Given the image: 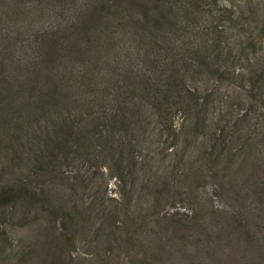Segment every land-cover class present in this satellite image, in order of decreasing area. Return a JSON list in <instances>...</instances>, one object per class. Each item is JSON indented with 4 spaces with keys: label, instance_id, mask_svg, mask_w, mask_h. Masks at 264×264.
<instances>
[{
    "label": "trees",
    "instance_id": "trees-1",
    "mask_svg": "<svg viewBox=\"0 0 264 264\" xmlns=\"http://www.w3.org/2000/svg\"><path fill=\"white\" fill-rule=\"evenodd\" d=\"M260 8L264 0H0V203L40 209L48 218L47 226L29 222L30 240L11 236L0 222V264H171L164 261L170 244L198 264H264ZM230 31L239 35L235 44L223 37ZM123 51L142 58L140 72L122 68ZM214 103L217 122L207 124ZM144 106L156 116L153 131ZM184 126L189 144L211 133L202 140L200 165L186 159L200 142L178 154ZM142 131H149L150 147L175 156L173 176L185 175L184 165L217 179L223 201L217 217L188 213L182 222L167 221L159 234L165 239L155 236L152 249L138 233L130 198L115 213L94 205L87 214L98 210L103 217L91 226L95 247L111 249L90 259L74 256L88 221L56 179L68 182L64 167L79 158L107 163L119 179L134 183L138 146L146 143ZM158 182L145 184L156 194ZM76 187L71 184V195ZM72 223L81 229L73 231ZM195 239L200 251L191 247ZM115 241L124 248L120 261L110 257Z\"/></svg>",
    "mask_w": 264,
    "mask_h": 264
},
{
    "label": "rangeland",
    "instance_id": "rangeland-1",
    "mask_svg": "<svg viewBox=\"0 0 264 264\" xmlns=\"http://www.w3.org/2000/svg\"><path fill=\"white\" fill-rule=\"evenodd\" d=\"M261 11L256 12L259 16L257 17L258 21H261L264 16V8H260ZM255 34V32H254ZM258 34V33H257ZM261 36L263 35L260 33ZM226 41L234 43L238 42L239 35L237 36L233 31L223 35ZM107 52H105L106 55ZM109 58L114 59L115 52L109 51ZM111 53V54H110ZM93 59H101L100 56L96 53H93ZM121 56L123 61L121 60ZM119 61L123 62L122 68L127 72L136 74L141 70V60L142 58L138 55L129 54L128 51L121 54ZM104 76V75H103ZM201 85L206 86L208 82L202 81ZM83 96L88 95L91 98L93 96L88 92L83 91L81 93ZM105 95V94H104ZM111 103L109 106H115L114 99L110 97ZM219 107V106H218ZM207 110H209L207 119V124H216L217 122V103L209 105ZM145 111V116L149 117L147 120L149 125L147 130L153 131L154 125L156 123V116H154V111L150 107L144 106L143 112ZM186 115V111L181 109L175 120L176 124L180 127L183 122V118ZM224 113L220 114L218 119L223 117ZM184 130L178 132L180 136V144L178 146V154L185 152V150L190 149L194 144L200 142V146H196L192 151L191 156H187L186 159H190L188 162H193V160L198 162L200 165V151L202 149V140H208L211 136V133H204L203 135L199 134L197 142L189 144L188 141L191 137V132H187L189 127L184 126ZM186 130V133L183 132ZM208 130H211L210 127ZM149 131L147 133L141 132L145 137H149ZM212 131V130H211ZM183 132V133H182ZM157 134V132L155 133ZM151 139H154L155 142L157 138L155 135H151ZM141 138L140 141L146 140V143L140 144L138 159L139 175L136 176L134 183L130 181H122L117 177L112 167L107 163L98 162V164L91 163V160L85 159H76L71 165L64 167L65 176L69 179L67 182H62L59 179H56L55 183L59 184V187H63L64 190L69 188L67 192V199L74 202V210L78 215L88 221V229L80 233V238L82 243L79 244L78 250L73 251L74 256H84L89 255L93 258L96 256V253L100 252L99 248L95 247L98 243L94 238V235L91 233V226L99 225L101 222V215L98 210H95L93 214L89 215L87 212L99 208V204H102L109 212H117L114 208L121 207V203L124 199L130 198L132 200V207L137 210L138 214H135L137 222L139 223V235L148 238L149 245L152 249H155L157 246L155 236L162 237L159 235L162 231L161 228L165 227L167 221L182 222V219H186L189 213L192 217V214L202 213L206 218L215 219L217 217V206L222 205L223 201L219 197V192L217 189V179L211 176L209 171L203 170L199 167H194V169L188 168L182 165V168L186 169V174L190 172L192 176H187L184 173L173 176L171 174V165L175 163V156L167 155V151L162 147H150L149 138ZM193 139V137H192ZM206 144V143H205ZM176 165V164H175ZM102 166V167H101ZM199 171L197 172V170ZM152 181L158 182V187L161 189L160 192H153L151 188H147V182ZM77 184L76 191L71 195L72 190L70 189L71 184ZM102 202V203H101ZM24 204V203H20ZM70 206L73 205L70 203ZM70 208V207H69ZM149 213L146 217V220H140L142 215ZM36 214V215H35ZM37 216V217H33ZM33 220L34 225L38 226L45 224L47 226L46 212L40 209L34 210L32 213L28 212L25 208V205L14 206L0 203V222L4 226L10 229L14 234L11 236H17L19 238H28L29 233L31 232L33 226L29 223ZM217 222V220H211ZM44 222V223H43ZM82 224V222H80ZM93 223V224H92ZM49 225V224H48ZM142 225V226H141ZM188 225V224H186ZM73 231L80 230L77 228L76 224L72 223L69 225ZM172 228V227H171ZM217 229V228H216ZM62 231L61 223H56V232ZM152 234H151V233ZM162 239H165L162 237ZM198 242H193L191 247L197 248L198 251L202 249L203 244L199 239H195ZM93 243L90 245L89 243ZM112 253L110 257L113 260L120 261L122 260V253L124 248L120 245V242L115 241L112 245ZM170 252L172 251L171 256L166 255L164 261L167 263L171 261V264H198L197 259L188 258L185 255L180 256L178 250L175 247H172V244L168 246ZM111 248L104 249L101 252L104 254L106 251H109ZM72 255V254H71ZM91 255L93 257H91ZM199 256V255H198ZM201 257V256H200ZM214 262L217 263V255L211 257ZM81 259V258H80ZM78 259V260H80ZM81 259V260H82ZM88 264V263H86ZM96 264V262L94 263Z\"/></svg>",
    "mask_w": 264,
    "mask_h": 264
}]
</instances>
